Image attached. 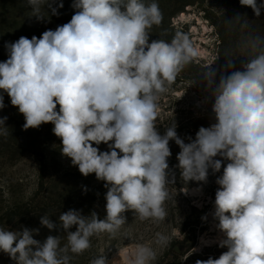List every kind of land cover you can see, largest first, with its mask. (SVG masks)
<instances>
[{
    "label": "clouds",
    "instance_id": "clouds-1",
    "mask_svg": "<svg viewBox=\"0 0 264 264\" xmlns=\"http://www.w3.org/2000/svg\"><path fill=\"white\" fill-rule=\"evenodd\" d=\"M26 3L37 19L45 18L42 8L58 16L64 7L63 0ZM239 3L256 17L264 10V0ZM71 7V19L55 30L5 44L0 90L23 115V130L51 123L61 154L83 176L104 182L106 216L76 209L60 213L58 222L41 216V226L66 234L63 246L61 235L35 239L38 228L0 227V252L15 264H71L72 254L87 251L93 236L115 237L129 210L142 221H164L172 198L168 186L176 182L169 165L175 141V167L185 184H206L210 170H222L215 180L214 217L223 233L218 246L227 251L196 264H264V38L251 41L255 54L239 68L235 59H227L224 70L214 68L215 61L204 66L198 77L211 95L214 122L186 143L175 121L163 134L156 121L161 95L198 57L189 35L177 31L170 41L150 40V29L163 20L158 0H72ZM7 119L0 117V135L8 134ZM101 144L108 150L101 151ZM155 243L166 246L169 239L158 232ZM155 259L152 247L137 244L129 264ZM89 264L109 261L100 254Z\"/></svg>",
    "mask_w": 264,
    "mask_h": 264
},
{
    "label": "rangeland",
    "instance_id": "rangeland-1",
    "mask_svg": "<svg viewBox=\"0 0 264 264\" xmlns=\"http://www.w3.org/2000/svg\"><path fill=\"white\" fill-rule=\"evenodd\" d=\"M193 1L173 17L167 18L166 12H162V23L150 29V40L170 41L177 31L186 33L198 51L194 64L203 61L199 67H204L215 61L214 67L218 61L219 30L225 27L228 30L229 26L226 33L229 34L228 47L222 66H225L227 59L233 58L239 68L247 57L255 54L251 41L256 36L264 38V10L260 17H256L252 9L241 6L239 0ZM181 2L158 0L159 5L165 6L168 11L178 9ZM63 3L58 16L42 8L41 14L45 18L37 19L26 0H0V61L8 58L6 43L15 42L21 36L29 39L33 35L40 37L45 30H55L58 25L67 23L75 10L71 7L72 0H63ZM233 23L238 29L234 35L231 33ZM199 67L193 69L191 79L180 74L159 100L156 121L159 131L163 134L165 128L175 121L177 133L186 143L188 137L195 138L199 127H208L214 122L211 95L198 77L202 71ZM0 94H3L5 104L0 110V117L8 118L5 122L8 134L0 135V227L11 230L38 228L39 234L34 236L35 239L43 241L50 234L61 235L63 246L66 234L62 230L50 231L41 226L40 217L47 214L53 222H58L60 213L76 209L84 215L95 211L103 219L106 216L107 189L95 174L83 176L78 167L72 165L71 159L61 154V140L52 132L51 123L43 124L38 129L23 130V115L11 105L7 93L0 90ZM98 147L101 151L108 150L105 144ZM170 148L172 155L169 165L175 172L176 182L168 186L172 198L165 204L168 212L166 219L162 222L152 219L142 221L134 211L129 210L124 213L126 224L115 237L107 233L93 236L87 251L82 255L72 254L71 264H89L100 254L107 256L109 264H129L137 244L154 249L156 259L153 264H196L197 260L219 258L222 252L227 251V248L218 246L223 233L219 231L218 220L214 217L215 206L214 201L209 199V183L188 187L191 181L185 184L179 169L175 167L180 148L175 141H170ZM186 187L187 195L183 192ZM197 188L201 191L197 192ZM207 204L206 219L201 230L191 229L189 224L199 219L200 210ZM182 229L183 234L180 233ZM70 230L75 231V226ZM158 232L168 237L166 246L155 243ZM209 238H213L211 243ZM192 242H196L194 247L185 252ZM123 250L127 261H123L124 256L120 255ZM0 264L15 262L0 252Z\"/></svg>",
    "mask_w": 264,
    "mask_h": 264
},
{
    "label": "trees",
    "instance_id": "trees-1",
    "mask_svg": "<svg viewBox=\"0 0 264 264\" xmlns=\"http://www.w3.org/2000/svg\"><path fill=\"white\" fill-rule=\"evenodd\" d=\"M194 1L193 0H182L181 4H180V7L176 10H173V11H168L166 9L165 6H162V5H159V7H162L161 10H163L162 12H166L165 16L167 18H170V17H173L175 14H177L178 12L182 11L184 7L190 5V4H193ZM231 33L234 35L235 33V30H238L237 28L235 29V24L233 23V25L231 24ZM219 35H220V40H219V51L217 52L216 54V61L217 63L214 65V68L218 69V70H224V66H222V62L224 61V56L226 55V52H225V49L226 47H228V41H227V36L229 35H226L227 31L229 32V26H228V30H227V27L223 28V29H220L219 30ZM225 54V55H224ZM233 59V58H231ZM203 64V61H197V64H194L191 63L190 65H188L184 70L183 72L181 73L182 75H185L186 77L190 78V74H192L193 72V69H197L199 67V65ZM200 69L203 70L204 67H199ZM238 68V67H237ZM219 79V76H217V80ZM222 174V170H221V173H215L213 174L211 172V170L209 171V177H208V182L209 183V199L214 201L215 200V192H216V189L218 188V185L215 183V180L217 178V176L221 175ZM206 183V184H207ZM202 184H198L197 182H194V181H191L187 186L188 187H192V186H200ZM207 206L208 204L203 207L200 212H199V219L197 221H194L193 223L189 224V226L191 227V229L193 230H201L202 228V225L203 223L205 222L204 220V217L206 215L205 213V209H207ZM196 211V209H194ZM184 232V229L181 230V234H183ZM184 242V240H183ZM196 244V242H192L190 245H189V248L186 247L185 249V252H188L189 249H192L194 247V245ZM203 260H207V259H203Z\"/></svg>",
    "mask_w": 264,
    "mask_h": 264
},
{
    "label": "bare ground",
    "instance_id": "bare-ground-1",
    "mask_svg": "<svg viewBox=\"0 0 264 264\" xmlns=\"http://www.w3.org/2000/svg\"><path fill=\"white\" fill-rule=\"evenodd\" d=\"M208 241L211 243V242L213 241V238H209ZM126 253H127V252H126ZM120 255L124 256V257L122 258L123 261H127V258H126L127 256L125 257V250L120 251ZM120 255H119V256H120ZM119 256H118V257H119ZM122 259H121V260H122ZM118 260H119V259H118ZM116 261H117V260H116ZM117 262H118V261H117Z\"/></svg>",
    "mask_w": 264,
    "mask_h": 264
}]
</instances>
